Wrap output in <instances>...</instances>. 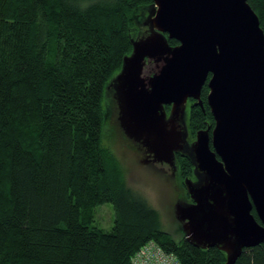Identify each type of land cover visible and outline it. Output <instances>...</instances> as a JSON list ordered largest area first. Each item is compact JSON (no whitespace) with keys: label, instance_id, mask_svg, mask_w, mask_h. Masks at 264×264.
Wrapping results in <instances>:
<instances>
[{"label":"trees","instance_id":"trees-1","mask_svg":"<svg viewBox=\"0 0 264 264\" xmlns=\"http://www.w3.org/2000/svg\"><path fill=\"white\" fill-rule=\"evenodd\" d=\"M78 2L0 0V264H132L149 241L179 264H226L222 250L165 231L102 144L105 86L153 0ZM247 2L264 32V0ZM207 91L186 108L191 135L214 125ZM176 160L182 179L193 173L188 156ZM106 202L109 230L92 224ZM234 264H264V243Z\"/></svg>","mask_w":264,"mask_h":264},{"label":"water","instance_id":"water-1","mask_svg":"<svg viewBox=\"0 0 264 264\" xmlns=\"http://www.w3.org/2000/svg\"><path fill=\"white\" fill-rule=\"evenodd\" d=\"M148 10L147 33L110 81L119 125L154 161L189 157L192 202L174 205L183 237L234 264L264 243V32L247 0H153ZM205 83L214 125L189 143L186 103L203 105Z\"/></svg>","mask_w":264,"mask_h":264},{"label":"rangeland","instance_id":"rangeland-1","mask_svg":"<svg viewBox=\"0 0 264 264\" xmlns=\"http://www.w3.org/2000/svg\"><path fill=\"white\" fill-rule=\"evenodd\" d=\"M108 1L110 0H79L78 4L81 7H86L93 3H104ZM145 11L146 12L142 14L143 20L135 21V28L137 30L133 32V39L143 36L148 31L147 22L150 14L148 8H146ZM115 74H113L112 77ZM112 77L106 84L103 94L105 119L102 144L118 159L127 186L133 192L143 196L147 202L157 210L161 227L172 234L175 238H181L183 236V231L181 223L175 217L174 205L177 201H183L186 203H190V201L187 198L184 179H182L179 174L177 160H175L174 167L167 164H153L152 162L148 163L147 161L141 160L145 154L142 153V155L135 150L136 144L133 145L134 141L125 135L119 125L117 118L118 108L114 98V88L113 85H110ZM189 105L190 101H187L186 108L189 107ZM165 109L168 114L170 107H165ZM185 119L188 131L187 141L191 143L195 140L196 132L194 135L189 133L187 112ZM149 155L148 157L144 156V158H149ZM191 175L192 177H190ZM190 176L187 177L195 180L193 173H191ZM113 218V207L111 203L106 202L95 208L92 224L98 228L109 230L113 225Z\"/></svg>","mask_w":264,"mask_h":264},{"label":"built area","instance_id":"built-area-1","mask_svg":"<svg viewBox=\"0 0 264 264\" xmlns=\"http://www.w3.org/2000/svg\"><path fill=\"white\" fill-rule=\"evenodd\" d=\"M131 260L132 264H179L176 255L167 253L153 241L145 243Z\"/></svg>","mask_w":264,"mask_h":264},{"label":"flooded vegetation","instance_id":"flooded-vegetation-1","mask_svg":"<svg viewBox=\"0 0 264 264\" xmlns=\"http://www.w3.org/2000/svg\"><path fill=\"white\" fill-rule=\"evenodd\" d=\"M206 84V83H205ZM204 86V85H203ZM202 86V87H203ZM208 88V87H207ZM201 91H202V89H201ZM208 92V91H207ZM207 95V94H206ZM201 97V96H200ZM202 100V99H201ZM187 101H190V103H194V99H191V98H188V100ZM202 103H203V101H202ZM194 105V104H193ZM194 106H200V105H194ZM165 107H170V105H166ZM201 108L203 107V105L202 106H200ZM131 144H133V143H131ZM136 144V145H135ZM133 145H135V150L137 151V152H140L141 154L143 153V154H145L144 156L145 157H148V153L146 152V150L144 149V148H142L139 144H137V143H135L134 142V144ZM142 154V155H143ZM176 155V154H175ZM144 156H143V158L141 159L142 161H147L148 163H150V162H152L153 164H155V163H158V164H160V165H164V164H167V165H169L166 161H154L153 159H152V157L149 155V158H144ZM146 163V162H145ZM168 169H169V166H168ZM190 177H192V175L190 176ZM186 189V188H185ZM186 192H187V190H186ZM187 198H188V200L190 201V202H192V199L190 198V196L188 195V193H187Z\"/></svg>","mask_w":264,"mask_h":264},{"label":"bare ground","instance_id":"bare-ground-1","mask_svg":"<svg viewBox=\"0 0 264 264\" xmlns=\"http://www.w3.org/2000/svg\"><path fill=\"white\" fill-rule=\"evenodd\" d=\"M159 246V245H158Z\"/></svg>","mask_w":264,"mask_h":264}]
</instances>
